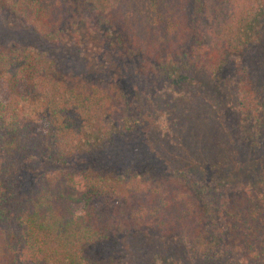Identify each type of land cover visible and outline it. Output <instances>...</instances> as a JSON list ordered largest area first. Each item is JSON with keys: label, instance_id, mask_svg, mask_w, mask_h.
Instances as JSON below:
<instances>
[{"label": "trees", "instance_id": "trees-1", "mask_svg": "<svg viewBox=\"0 0 264 264\" xmlns=\"http://www.w3.org/2000/svg\"><path fill=\"white\" fill-rule=\"evenodd\" d=\"M0 12L52 46L79 44L82 28L99 33L113 60L153 87L187 65L216 76L230 55L264 68V0H0ZM63 61L0 45V264H129L100 251L132 234L181 241L195 263L264 264V195L250 186L228 191L177 168L67 167L111 139L108 123L129 131L135 110L111 77L64 73ZM255 89L238 83L237 112L259 135ZM31 162L48 171L24 186Z\"/></svg>", "mask_w": 264, "mask_h": 264}, {"label": "rangeland", "instance_id": "rangeland-1", "mask_svg": "<svg viewBox=\"0 0 264 264\" xmlns=\"http://www.w3.org/2000/svg\"><path fill=\"white\" fill-rule=\"evenodd\" d=\"M202 30L207 42L210 41L208 20L203 22ZM81 37L84 40L79 44L73 40L64 48L59 44L52 46L31 27L11 14L0 12L1 46L28 47L64 59V73L71 71L91 79L101 74L109 76L125 92L135 110L129 131L108 123L111 139L92 152L70 159L66 162L68 168H119L123 172L129 168L141 172L152 168L164 174L177 168L199 173L206 179L203 183L211 186L228 191L250 186L264 195V68L252 64V54L230 55L216 76L187 65L176 73L175 83L172 78L153 87L133 78L124 64L113 60L99 33L90 34L82 28ZM244 79L256 84V96L262 106L259 135L251 125H240L236 93L238 83ZM223 152L231 157L230 163L218 165ZM189 162L193 163L190 170L186 169ZM201 169L207 173L202 175ZM47 171L44 163L27 164L21 173L24 186ZM116 251L129 264H200L190 257L191 252L181 241L166 247L136 234L108 241L100 253L115 255ZM211 264L240 262L227 255Z\"/></svg>", "mask_w": 264, "mask_h": 264}]
</instances>
